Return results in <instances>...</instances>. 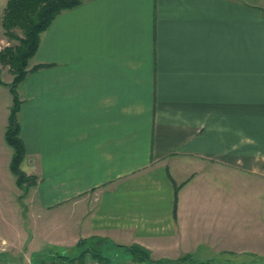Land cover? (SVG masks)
Listing matches in <instances>:
<instances>
[{"label": "crops", "instance_id": "0c3cea01", "mask_svg": "<svg viewBox=\"0 0 264 264\" xmlns=\"http://www.w3.org/2000/svg\"><path fill=\"white\" fill-rule=\"evenodd\" d=\"M28 70L18 118L31 212L81 223L74 245L98 236L153 260L264 264V0H85L41 33ZM8 91L0 264H57L24 250L6 184Z\"/></svg>", "mask_w": 264, "mask_h": 264}, {"label": "trees", "instance_id": "16d2710c", "mask_svg": "<svg viewBox=\"0 0 264 264\" xmlns=\"http://www.w3.org/2000/svg\"><path fill=\"white\" fill-rule=\"evenodd\" d=\"M83 1L85 0H7L3 10L1 25L5 30V34L9 38H16L18 41L17 44L6 46L0 50V64L9 65L13 75L10 83L3 82L0 68V84L8 86L12 96L4 138L12 148V156L9 162L10 171L16 177V185L24 187L25 191L36 185L37 178L34 175L26 174L21 168V163L26 155V149L20 136L18 112L21 100L18 87L29 72V59L38 50L41 33L47 30L50 23L58 14L79 6ZM14 29L21 30L22 37H17ZM47 66L48 64H38L30 70H37ZM175 190L177 191L176 187ZM108 243L115 244L106 238L98 236L80 238L73 246L76 253L70 255L63 253V251H58L54 254V259L57 264L73 261H79L80 264H83V260L89 256L108 263V255L104 252V245ZM118 246L124 247L129 251L133 259L161 264L160 260H153L150 257L149 251L140 245ZM183 260L185 259H176L174 264H178ZM207 262L210 261L208 260L205 263Z\"/></svg>", "mask_w": 264, "mask_h": 264}, {"label": "rangeland", "instance_id": "374dc122", "mask_svg": "<svg viewBox=\"0 0 264 264\" xmlns=\"http://www.w3.org/2000/svg\"><path fill=\"white\" fill-rule=\"evenodd\" d=\"M3 12L0 10V50L6 46L17 44V39L12 37L9 38L5 34V30L1 25V18H2ZM14 33L17 35V37H22V32L19 29H14ZM30 60V59H29ZM1 78L3 80H12V73L10 70L9 65H1ZM11 80L8 82L10 83ZM8 100L10 104L11 101V93L8 91ZM9 151L12 152V148L9 146ZM10 154V153H9ZM8 156V160L11 159L10 155ZM7 189L9 192L10 199L15 198L17 203V210L18 214L21 218V221L19 222V227H21V230L23 229L24 233L22 232V238H23V245L24 250L28 245L31 243V246L39 247L42 251L37 254H31L29 255V258H31V261H36L39 256L42 253H45V255H49V253L55 254L58 251H63V253L67 254H74L76 251L73 248L74 242L73 237L71 236H79L81 233H83V227L81 223L76 224V220L69 221L65 217V213L62 212V214H56L55 217H51L49 214L52 212H44V211H35L31 212L29 210L28 204V197L25 200L26 192L30 189H27L25 191L24 187H20L16 185V177L15 175L10 171L9 165L7 166ZM22 192V193H21ZM20 193V195H19ZM8 212V210H4ZM47 211V210H46ZM51 211V210H50ZM54 212V211H53ZM7 214V213H6ZM13 217L7 215L6 220L8 223L10 222L12 226H16L15 222L13 221ZM72 224L74 227H72ZM23 227V228H22ZM6 228L0 226V232L2 236H7L8 238L11 237L9 235V230H5ZM8 231V232H6ZM42 235V236H41ZM10 236V237H9ZM62 246V247H60ZM105 254L108 255V264H154L147 261H139L132 258V255L129 251H127L124 247L117 246L115 244H105ZM42 256V255H41ZM249 256V255H247ZM257 256V255H253ZM5 259L7 258L8 264H30V261L28 260L26 263L20 260V258L15 254H7L4 256ZM14 259V260H13ZM161 264H174L176 261L174 259H159ZM191 262V261H186ZM195 262V261H193ZM159 264V263H157Z\"/></svg>", "mask_w": 264, "mask_h": 264}, {"label": "built area", "instance_id": "2783aa9c", "mask_svg": "<svg viewBox=\"0 0 264 264\" xmlns=\"http://www.w3.org/2000/svg\"><path fill=\"white\" fill-rule=\"evenodd\" d=\"M64 264H80V263H79V261H73V262H70V263L68 262V263H64ZM83 264H108V263L103 262L97 258L87 256L83 260Z\"/></svg>", "mask_w": 264, "mask_h": 264}]
</instances>
